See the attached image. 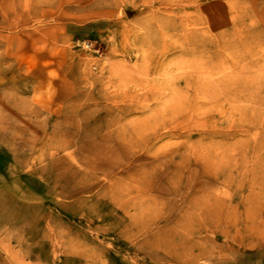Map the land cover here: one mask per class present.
<instances>
[{
  "label": "rangeland",
  "instance_id": "1",
  "mask_svg": "<svg viewBox=\"0 0 264 264\" xmlns=\"http://www.w3.org/2000/svg\"><path fill=\"white\" fill-rule=\"evenodd\" d=\"M95 1L0 0V264H264V0Z\"/></svg>",
  "mask_w": 264,
  "mask_h": 264
},
{
  "label": "bare ground",
  "instance_id": "2",
  "mask_svg": "<svg viewBox=\"0 0 264 264\" xmlns=\"http://www.w3.org/2000/svg\"><path fill=\"white\" fill-rule=\"evenodd\" d=\"M96 3H100L102 2L101 0H96ZM204 197L206 195H203ZM210 195H207L205 198L203 197L202 201L199 197H197L194 201L191 202V204L189 203V206L186 208H184V210H181L182 213V219L179 222V225L182 226V228H186V231L189 233V236H195L196 231L198 229H202L203 227L198 228L197 230H194L193 228H191V226H194V224H192L194 222V219H198L199 221L202 219L203 223L201 225H203L204 227H220L221 223H220V217L224 218L225 214H224V208L222 206V204H213L210 200V197H208ZM173 208V206H172ZM175 208V207H174ZM183 209V207H182ZM229 212H232L231 214L234 213V210H230ZM246 216H250L249 213L246 214ZM155 217V216H154ZM185 219H189L186 222L184 221ZM185 222H183V221ZM202 222V221H200ZM226 221L222 220V227L224 232H226V226L229 225V222H227L225 224ZM236 230L239 231V228L236 227ZM163 234H160L156 237L155 240H152L153 242L151 243V245L154 243L156 244L157 247H160L161 249H165V248H171V243H170V237H171V233L170 231H163L161 232Z\"/></svg>",
  "mask_w": 264,
  "mask_h": 264
}]
</instances>
